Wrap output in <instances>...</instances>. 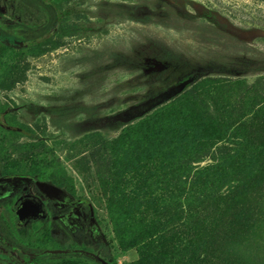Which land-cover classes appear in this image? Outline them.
<instances>
[{
	"label": "rangeland",
	"instance_id": "obj_1",
	"mask_svg": "<svg viewBox=\"0 0 264 264\" xmlns=\"http://www.w3.org/2000/svg\"><path fill=\"white\" fill-rule=\"evenodd\" d=\"M48 1L56 20L40 46L0 41V169L39 176L63 191L66 212L78 208V237L65 231V259L224 264L189 230L140 248L117 242L105 201L157 221L178 180L156 149L149 159L148 146L123 141L127 128L114 108L205 77L237 79L235 102L252 85L264 92V0ZM20 19L24 35L46 21L38 11Z\"/></svg>",
	"mask_w": 264,
	"mask_h": 264
},
{
	"label": "trees",
	"instance_id": "obj_2",
	"mask_svg": "<svg viewBox=\"0 0 264 264\" xmlns=\"http://www.w3.org/2000/svg\"><path fill=\"white\" fill-rule=\"evenodd\" d=\"M55 20L49 9L48 29ZM30 45L40 46L41 40ZM210 79L114 108L130 148L148 146L149 159L156 149L160 161L172 165L178 195L160 200L157 221L123 214L121 200H106L109 220L123 249L189 230L224 264H264V92L252 85L238 103L232 97L237 79Z\"/></svg>",
	"mask_w": 264,
	"mask_h": 264
},
{
	"label": "flooded vegetation",
	"instance_id": "obj_3",
	"mask_svg": "<svg viewBox=\"0 0 264 264\" xmlns=\"http://www.w3.org/2000/svg\"><path fill=\"white\" fill-rule=\"evenodd\" d=\"M6 8L9 14L3 13ZM49 9L56 12L48 0H0V41L12 45L28 38L42 40L49 31ZM32 11L44 14L46 21L33 27L35 33L24 35L20 30L27 24L20 18ZM37 182L47 183L30 173L19 174L12 166L0 169V264H78L65 259L70 246L64 242L66 230L78 237V208L66 212L59 202H65L63 191L50 183L52 188L42 189ZM23 204L25 209L19 211ZM43 218L42 226L34 224Z\"/></svg>",
	"mask_w": 264,
	"mask_h": 264
},
{
	"label": "water",
	"instance_id": "obj_4",
	"mask_svg": "<svg viewBox=\"0 0 264 264\" xmlns=\"http://www.w3.org/2000/svg\"><path fill=\"white\" fill-rule=\"evenodd\" d=\"M37 184H39V185L41 186L42 189H44L45 186H46V185H44L43 183H39V182H37ZM25 207H26V204H23V205L20 207L19 211L25 209ZM102 262H103V261H102ZM103 264H106V263L103 262Z\"/></svg>",
	"mask_w": 264,
	"mask_h": 264
}]
</instances>
